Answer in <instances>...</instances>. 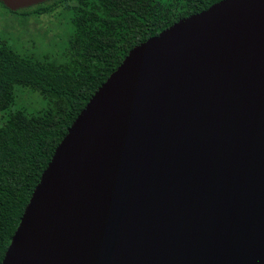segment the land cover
I'll list each match as a JSON object with an SVG mask.
<instances>
[{
    "label": "water",
    "instance_id": "1",
    "mask_svg": "<svg viewBox=\"0 0 264 264\" xmlns=\"http://www.w3.org/2000/svg\"><path fill=\"white\" fill-rule=\"evenodd\" d=\"M2 264H264V0H222L129 52Z\"/></svg>",
    "mask_w": 264,
    "mask_h": 264
},
{
    "label": "trees",
    "instance_id": "2",
    "mask_svg": "<svg viewBox=\"0 0 264 264\" xmlns=\"http://www.w3.org/2000/svg\"><path fill=\"white\" fill-rule=\"evenodd\" d=\"M220 1L51 0L18 12L0 3L26 17L67 15L71 28L59 60L0 39V264L55 150L96 91L134 47ZM18 87L38 92L46 108L10 110Z\"/></svg>",
    "mask_w": 264,
    "mask_h": 264
},
{
    "label": "rangeland",
    "instance_id": "3",
    "mask_svg": "<svg viewBox=\"0 0 264 264\" xmlns=\"http://www.w3.org/2000/svg\"><path fill=\"white\" fill-rule=\"evenodd\" d=\"M67 20V15L58 14L41 17L11 14L0 6V39L7 40L23 54L59 60L68 48L71 28ZM46 106L47 101L38 92L18 87L16 103L10 110L37 113ZM4 114H0V120Z\"/></svg>",
    "mask_w": 264,
    "mask_h": 264
}]
</instances>
